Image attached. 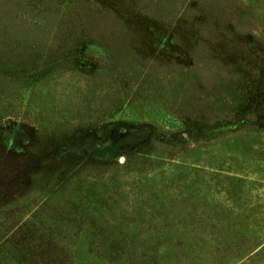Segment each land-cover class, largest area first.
Listing matches in <instances>:
<instances>
[{
	"label": "rangeland",
	"instance_id": "374dc122",
	"mask_svg": "<svg viewBox=\"0 0 264 264\" xmlns=\"http://www.w3.org/2000/svg\"><path fill=\"white\" fill-rule=\"evenodd\" d=\"M0 264H264V0H0Z\"/></svg>",
	"mask_w": 264,
	"mask_h": 264
}]
</instances>
